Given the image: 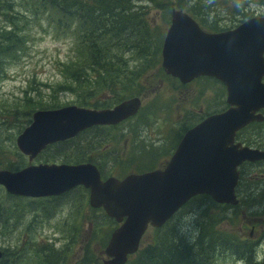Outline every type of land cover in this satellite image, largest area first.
I'll list each match as a JSON object with an SVG mask.
<instances>
[{"label":"rangeland","instance_id":"rangeland-1","mask_svg":"<svg viewBox=\"0 0 264 264\" xmlns=\"http://www.w3.org/2000/svg\"><path fill=\"white\" fill-rule=\"evenodd\" d=\"M157 1L132 0L130 10L135 16L139 15L143 25L148 24V39L152 36L158 38L159 67L161 46L169 28L171 13L159 9L154 4ZM184 2L189 8L185 11L205 30L233 29L248 18L264 16V0ZM194 4L197 6L195 9L192 8ZM31 10L30 3L22 0V5L16 3L14 12L0 15V29H10L9 25H14L22 32L26 49L23 57L20 56L16 63L7 66L3 74L0 73V158L8 156L6 159L14 164L12 170L0 169L15 173L30 165L59 162V157H74L77 153L85 156L83 162L101 167L107 177H124L127 173L160 169L174 151V141L186 129L198 123L207 113L220 112L226 107L220 102L226 99L225 96L221 100L219 98L222 92L225 94L224 87L219 83L217 85L213 79H209L208 83L199 78L183 86L177 79L164 73L160 77H149L142 73L134 86L137 95L127 94L141 100L142 108L137 115L121 125L110 126L111 129L99 125L97 129L96 126L92 127L88 133L49 146L35 159L29 160L17 150L16 138L30 124L34 112L49 109L25 110L24 107L41 103L38 107L60 106L50 110L72 106L107 110L122 101L105 90H95L96 96L87 95L86 88L82 84L77 86L66 73L65 67L77 63L81 53L84 57V45L78 44V41L84 44L86 28L78 34L76 31L80 32V23L70 24V20H67L65 29L58 28L57 31L56 24L60 21L57 15L48 17L43 12L36 17L37 14L32 16ZM63 23L61 19L60 25ZM151 45L154 49L153 42ZM84 74L88 75L87 83L95 87L96 84L90 80L93 74L89 71ZM87 96L92 103L90 107L77 103L78 98ZM23 98L31 99L30 104H25ZM96 105L103 108H95ZM157 109L156 115L150 116L149 111ZM8 113L13 117L2 118ZM6 159L3 158L4 161ZM66 162L72 163V160L66 159ZM241 172L237 187L238 206H218L207 196L199 197L182 209L172 224L175 231L190 237L200 223L212 221L216 230L236 238L244 246L253 247L256 261H261L264 258V162L246 164ZM1 198L4 200L0 202V209L7 217L5 223L9 228L6 233L0 232V250L5 254L6 262L8 256L12 255L15 257L14 264H31L32 261L34 264L35 258H31L41 242L39 247H44L42 249L53 248L66 255L65 260L59 263L54 259V264L106 263L104 250L117 225L114 222L112 225L110 219L104 220L100 211L89 207L88 191L84 188H75L56 199H13L0 190ZM11 206L10 212L7 208ZM153 235V229H149L142 238L149 242ZM210 259H213V264H245L240 256L232 255L229 251L215 256L213 252Z\"/></svg>","mask_w":264,"mask_h":264},{"label":"water","instance_id":"water-1","mask_svg":"<svg viewBox=\"0 0 264 264\" xmlns=\"http://www.w3.org/2000/svg\"><path fill=\"white\" fill-rule=\"evenodd\" d=\"M170 25L161 50L165 73L183 84L215 78L226 89L228 108L187 131L164 169L104 181L91 163L31 166L15 173L0 170V185L13 195L41 198L77 186L87 189L90 207L102 208L119 224L105 248V264H125L138 251L149 225L162 227L197 195L237 205V167L264 161V151L234 144L238 130L264 122L259 112L264 109V17L251 18L231 31L206 34L189 16L173 9ZM139 106L140 101L132 99L112 110L72 106L37 111L16 138V147L32 159L47 145L94 125H115L136 114Z\"/></svg>","mask_w":264,"mask_h":264},{"label":"trees","instance_id":"trees-1","mask_svg":"<svg viewBox=\"0 0 264 264\" xmlns=\"http://www.w3.org/2000/svg\"><path fill=\"white\" fill-rule=\"evenodd\" d=\"M25 1L30 3L32 16L37 14L36 17H38L45 12L48 17L57 15L60 21L63 19V25H60V21L56 24L57 31L58 28L65 29L67 20H70V24L76 25L80 23L78 27L80 32L76 31L78 34L82 33L86 28L83 33L84 44L82 41H78V44L84 45V57H82L81 53L80 60L72 67H65V69H67L66 73L70 76L71 81H74L77 86L78 84H82L86 88L87 95L94 94L96 96L95 90H105L112 97H119L123 101L134 97L128 96L127 94L137 95V90L134 86L137 84L139 74L144 73L149 77H160L164 73L160 65L158 67V56L160 55L159 46H156L158 38L152 36L148 39V24L143 25V21L139 15L137 14L135 16L134 13L132 14L130 10V1L132 0ZM184 1L159 0L154 2V4L169 14L173 8L184 11L188 10L187 2ZM18 2L22 5V0H0V15H7L14 12L16 3ZM188 2H191V0H188ZM196 7L195 4L192 6L193 9ZM211 26H214V24H211ZM9 28L0 29V73L2 74L7 66L16 63L20 56L23 57L26 52L22 32L17 30L12 24L9 25ZM222 30L215 31L209 29L208 31L220 32ZM151 42L154 43V49ZM88 71L93 74L90 75V80L93 84H96L95 87L87 83L88 75L84 73ZM203 81L208 82L210 80L209 78H203ZM215 83L218 85V82ZM224 96L225 94L222 92L219 97L220 100ZM88 97L78 98L77 103L84 107H90L89 105L92 103ZM224 101V98L220 101L222 105H226ZM23 102L30 104L31 99L23 98ZM113 102L115 103L116 100ZM31 104V107H24V109L38 110L47 108L50 110L60 107L56 104V106L46 105L42 108L38 107V105L41 106V103ZM95 108L103 107L96 105ZM157 112L158 109L157 111H149L150 116H155ZM206 115L209 114L207 113ZM11 117H13V114L8 113L4 114L2 118L9 119ZM109 128L111 129V127ZM89 131L90 129H87L80 133V135L88 133ZM238 140L247 146L264 149V123L250 124L240 132ZM173 147L174 145H172ZM3 158L6 159L8 156H2L0 158V168L12 170L14 164H11L7 159L4 161ZM84 158L85 156L80 153H77L74 157L63 155L59 157V162L51 161V163H67L66 159H71L72 163L67 164H75L83 162ZM11 166L12 168H10ZM151 169L154 168L148 170ZM99 170L103 173L101 167ZM0 190L8 194L1 186ZM8 196L13 199H19V197L9 194ZM3 198L0 199L1 203L4 200ZM13 206L8 207L7 210L10 211ZM96 211H100L103 219L109 221L102 210ZM14 213L16 214V212ZM173 219L168 221L162 228L153 229L154 235L149 239V242L143 238L138 252L130 256L126 264H213V259L209 260L213 252L215 256L217 253L224 251H229L232 255L240 256L245 264H264V258L261 261H256L253 247L244 246L236 238L216 230V225L212 221H207L204 224L200 223L195 234L188 237L182 235L179 231H175L176 229H174L172 224ZM5 220H7V217L4 216V211L0 209V232L3 233L9 230ZM109 222L112 224L113 221L110 220ZM39 244L31 258L32 260L33 257L35 258L34 264H54V259L58 263L59 261L65 260L64 257L66 255L62 252L55 251L53 248L51 250L42 249L44 247H39L42 243L40 242ZM4 257L5 254L2 251L0 264H14L13 260L15 257L12 255L8 256V262L4 260ZM21 264L26 263L22 262ZM31 264H33V261Z\"/></svg>","mask_w":264,"mask_h":264}]
</instances>
